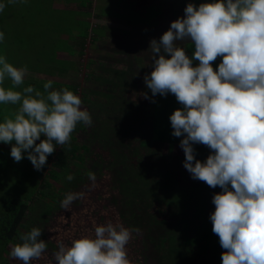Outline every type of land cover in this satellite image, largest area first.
Masks as SVG:
<instances>
[{"label":"clouds","instance_id":"9594fccd","mask_svg":"<svg viewBox=\"0 0 264 264\" xmlns=\"http://www.w3.org/2000/svg\"><path fill=\"white\" fill-rule=\"evenodd\" d=\"M14 2L0 0V10ZM185 40L194 46L190 56L177 43ZM148 49L152 68L144 84L153 97L170 93L180 105L168 120L171 135L180 137L183 167L191 178L221 189L211 196L214 209L208 216L223 249L221 264H264V0H200L196 5L188 0L183 15L171 20L158 39H150ZM218 56L214 69L211 62ZM27 71L0 54V104L17 105L0 119V141L13 142L9 155L14 162L26 156L40 170L54 147L69 141L77 122L91 125L92 118L70 89L49 90L50 79L43 93L31 84L17 90ZM6 78L12 86L3 85ZM194 144L210 149L203 160L195 158ZM86 174L94 187L95 173ZM65 179L71 181L73 173L66 172ZM84 196L68 191L60 207L68 209ZM136 231L119 221L96 224L91 235L67 244L57 241L53 257L56 264H132L126 244ZM45 248L41 229L32 226L19 234L8 256L29 264Z\"/></svg>","mask_w":264,"mask_h":264},{"label":"trees","instance_id":"16d2710c","mask_svg":"<svg viewBox=\"0 0 264 264\" xmlns=\"http://www.w3.org/2000/svg\"><path fill=\"white\" fill-rule=\"evenodd\" d=\"M58 1L62 0H26L24 4L29 3V5H32L36 3L38 11H45L44 3L49 4L52 9H59L55 6ZM65 1L76 4L80 7V9L76 10L83 12V15L77 12L71 14L75 26L71 25L72 27H67L70 28L69 39H74L84 44L81 38H86L91 32L94 38L102 37V39H105L104 42L107 44L108 51L112 50L121 55L120 59L125 62V68H119L121 70L117 69V74L112 75L111 72L110 74H102V80L118 79V82L110 80L114 84V89L109 93L110 100L113 103H116L118 100L124 102L123 90L132 88L133 86L139 87L141 84L139 77L143 73L151 71V52L148 49L150 39H158L162 32L168 28L170 21L178 16L173 10L163 8L161 5L154 6L147 4L146 0L138 1L139 3L142 2L141 7L138 6L136 0H119L121 7L125 8L124 12L119 15L125 23L129 24V27L121 29L115 27H97L91 25L87 20L90 12L82 9L87 3H91L90 0ZM194 1L198 3L200 0H192V2ZM187 2L188 0L182 1L180 5L182 8H180L181 12H183V8ZM30 8L29 11H33ZM20 20L17 22L12 21L10 27L5 20H2L0 23V31L5 26L4 36H6L8 30H10L12 37L9 38V41L16 46L13 54L19 59L13 65H26L30 71H49L52 73L53 71L49 68H45L43 60H46V58L54 60L59 49L71 51L68 43L69 39L63 42L64 48L55 49L53 47L47 51L48 46L45 45L46 39L48 45H52V42L49 40L48 34L44 33L46 32L45 30L41 31V29H38L39 19L34 15L27 18L24 23L28 28L19 25L18 22ZM80 30L84 31L83 35L79 33ZM42 33L47 35L42 38L44 41L42 40L37 48L32 49V45L39 41ZM106 37H108V40H106ZM177 43L185 48L186 54L191 55L194 46L190 41H178ZM34 55L36 56L34 57ZM57 61L64 62L59 58ZM193 63H196V61H193ZM211 63L215 69V60ZM62 69H64L63 66L59 67V70ZM133 74V78L136 77L134 79L131 78ZM55 83L57 84L58 82ZM31 85L37 84L32 82ZM62 86L70 88L74 93L76 91L75 85L69 86L64 84ZM119 88H122V90H119ZM149 92L148 89L147 93L149 94ZM89 100V98L84 96V102ZM179 106L173 94L169 93L164 96L157 94L154 97L151 95L150 99L148 98V103H144V106H138L135 112H128V115L132 117V125L130 123H128L129 125L123 124L118 130L113 128L114 130L107 133L111 137H114L109 146L113 159L105 160V167H108L113 177L119 181L122 190H130L127 193L130 195L126 202H129L130 205L135 202L139 203L141 199L146 198L147 194L144 193V190H147L148 187L156 188L157 185H160L164 188V196L161 200L164 201L163 206H171L176 211H180V214L176 213L179 219L173 222L175 228L166 234H162L155 240L156 252L163 259L159 260L161 264L169 262L194 264L192 263V258L194 253L197 252V249L192 245L194 242L202 244L203 252L206 251L204 254H217L218 256L216 257L220 258L223 251L218 237L211 230L212 223L208 218L209 213L213 209V204L208 199V194L212 195V191L217 190L218 192L221 189L219 186L209 187L198 179H195L194 187L188 186L177 173L171 170L183 168L182 148H180L179 154H171L174 146L179 145L180 137L171 135V126L168 120L169 114ZM5 115L8 114L5 113L0 119ZM83 128V123L77 122L70 134L69 141L63 145L54 147L53 152L47 156L46 162L41 169L31 172L29 175L32 177L31 180L19 178L16 181L13 176L14 172L7 171L8 167L12 164L6 156V148L0 144V264H8L4 258L8 245L17 242L19 234L28 231L32 226H38L41 229V238L46 241L42 225L60 208L59 201L63 197L62 192H66L71 188L78 189L87 182L88 177L86 173L91 169L83 164V160L84 156L86 157V154L88 155L90 152V147L86 143L80 144L75 135L76 132ZM98 137L99 135L95 139L98 140ZM131 140H139L141 143L139 146L143 147L139 150L141 156H138L139 153L136 154L137 152H134V155L129 154L126 146H131ZM164 144L167 146V152L160 151ZM194 149L195 158L201 160L210 151L203 144H194ZM142 152H144V158ZM145 155L147 158H145ZM134 158H137L135 163H131L132 160L130 159ZM21 159L28 160L25 157ZM96 164L102 168L101 163L97 162ZM69 171L73 173L71 181L65 179V174ZM91 171L93 172V170ZM152 171L153 175L157 174L152 176L155 180L149 179L148 173H152ZM35 173L38 174L39 180H33ZM130 174L132 176L131 180L128 178ZM40 177L42 178L40 179ZM48 177L63 180L65 187L61 186L57 190H54L47 180ZM200 207L201 211L199 212ZM32 210H37L39 216L44 219L28 215L27 213L29 211L32 212ZM141 211L142 209L139 212L135 209L134 211L129 209V216L123 211L121 214L126 223L130 222L132 224L131 228L142 226L143 221L148 222L158 219L153 223L154 228L152 231H155L157 224H161V220L165 221L163 215L166 213V208L165 211L157 210V213L141 214ZM158 214L160 218L156 217ZM200 215L204 217L202 219L208 220V222L200 219ZM179 238L182 239L178 242ZM47 245L46 242V247Z\"/></svg>","mask_w":264,"mask_h":264},{"label":"rangeland","instance_id":"374dc122","mask_svg":"<svg viewBox=\"0 0 264 264\" xmlns=\"http://www.w3.org/2000/svg\"><path fill=\"white\" fill-rule=\"evenodd\" d=\"M90 1L91 4L87 3L84 8L90 12V15L87 16V20L91 23V25L97 27L104 26L106 28H118L116 26H119L120 24H115L112 19L106 17L99 18L98 13L101 9L104 11L105 7H99L98 0ZM182 1L183 0H165V2L173 5V7L170 9L173 10L177 16L183 15V12L180 11V5ZM105 2L106 1H102V3ZM193 3L194 5L198 4L196 1ZM55 6L59 9H52L49 4L44 3L45 11H38L36 3L29 5V3L24 4V2H20V0H16V2L12 4L5 3L4 9L0 10V23L2 20H5L8 22V26L10 27L12 21L17 22L20 20V18H22L18 24L22 27L28 28L24 21L31 15H34L39 19L38 29H41V31L45 30L46 32L44 33L48 34V37L50 38L49 40L52 42V45H48L46 39L45 45L48 46L47 51L53 47L55 49L64 48L63 42L69 39L68 34L70 28L67 27L71 25L75 26L74 20L71 18V14L77 12L83 15V12L76 10L80 9V7H78L76 4H71L65 0L56 2ZM29 7H31L33 11H29ZM70 8L74 10H71ZM105 11L108 12L110 10L105 9ZM122 28L127 27L126 25H123ZM4 29H6L5 26L1 28V31L4 32ZM79 33L83 35L84 31L80 30ZM10 34L11 31L8 30L7 35L5 34L6 36H4L3 40H0V54H3L10 63L14 64L19 58L13 54V50L16 49V46L10 43L9 38L12 37ZM92 35L93 34L90 32L86 38H81L84 44L80 43L79 41H75L74 39H69L68 43L71 47V51L67 49H59L54 60H52V58H46V60L44 59L43 61L45 68H49L51 71H53L52 73L49 71L39 72L28 70L25 73L22 84L19 86H14L17 88V90H19V88L34 82L37 84L33 85L34 89H39L43 93L45 90L43 89L42 85L44 81L48 79L54 81V83L50 85L49 90L53 88L57 90L60 88H66L62 86L64 84L69 86L75 85L76 91L74 94H77L81 99L80 107L87 109L92 118V124L86 125L83 123L84 128L76 132L75 135L77 141H79L80 144L86 143L90 147V152L88 155L86 154V157L84 156L83 164L93 170L95 173L96 184L94 187H90L91 182L87 178V182L78 189L71 188L68 190L82 191L85 193V196L83 198L73 200L68 209H63L60 207L53 213L51 218H48L45 221L44 225H42V228L44 230L45 239L48 245L44 249L41 257L30 260L29 264H56L53 253L57 249V241L67 244L74 237L81 235H91L96 224H101L111 220L114 223L119 221L125 226L131 228L132 224L130 222L126 223L124 221L121 214L122 211L129 216V209L133 211L135 209L137 212L142 209L141 214H146L153 212L157 213V210L165 211L166 208V213L163 215L165 221L161 220V224H157L155 231H152L154 228L153 223L158 219L148 222L143 221L142 226L137 227L138 231L132 233L131 239L126 244L127 255L132 261V264H161V261L159 260L162 258L160 254L156 252L157 250L155 248V240L162 234H166L175 228L173 222L179 219L177 214H180V211H176L171 206H163L164 201L161 200L164 196V188L160 185H157L156 188L148 187L147 190H144V193L147 194L146 198L141 199L139 203L135 202L134 204L130 205L129 202H126L130 195L127 193H129L130 190H122L119 181L113 177L109 168L105 167V160L113 159L109 146L111 145L114 137H111L107 133H110L111 130H114L113 128L118 130L121 126H123V124L129 125L128 123H130L132 125V117L128 115V112L137 111L136 108H138V106L140 107V105L144 106V103H148V98L150 99L152 95L151 92H149V94L147 93L148 89L143 81V76L147 72L143 73L139 77V81L141 82L139 87L133 86L132 88L123 90L124 102H120L119 100L116 103L111 102L109 93L112 89H114V84L111 81L118 82V79L102 80V74H110V72L112 75L117 74V69L121 70L125 68L126 64L120 59L121 55L115 53L112 50L108 51L107 44L104 42L105 39H102V37L94 38ZM46 36L47 35H44L43 33L41 34V37L38 36L39 41L32 45V49L37 48L38 44H40L42 40L44 41L42 38ZM106 40H108V37H106ZM35 56L36 55H34V57ZM58 58L62 59L64 62L57 61ZM219 60L220 57L218 56L215 59V67ZM61 66H63L64 69L59 70V67ZM107 69H111L112 71H108ZM134 74L131 76V78H133ZM55 82L58 83L56 84ZM3 85L5 87L12 86L7 78L3 81ZM119 90H122V88H119ZM144 93L148 94V98H145ZM84 96L90 100L84 102ZM16 107L17 105L13 104H0V117L5 113L12 115ZM98 135L99 137L97 140L95 138ZM40 138H42V136L38 139ZM11 143L13 142H0V144L6 148V156L12 164L10 167H8L7 171L14 172L13 176L16 181L19 178L31 180L32 177L29 175L31 172L36 171V169L32 167V164L29 162V160L20 159L18 162L13 161L9 155ZM140 145L141 143L139 140H131V146L127 145L126 148L128 149L129 154L134 155V152H137L136 154L139 153L138 156H141L139 150L143 147H139ZM180 148L181 147L179 145H175L171 154H179ZM160 151L167 152L166 144L162 146ZM81 152L83 151L81 150ZM142 154L144 158V152H142ZM24 157L27 159L26 156ZM145 158H147L146 155ZM136 159L137 158L130 159L132 160L131 163H135ZM97 162L102 164V168L96 164ZM171 170L174 173H177V175L182 180H184L188 186L194 187L195 179L191 178L189 172L184 167L181 169L178 168L177 170ZM148 175L150 177L149 179H154L152 176L157 174L153 175L152 171V173H148ZM41 178L42 177H40V179ZM128 178L129 180L132 179L131 174ZM34 179L39 180L38 174H34L33 180ZM47 180L50 182L54 190H57L61 186L65 187L63 180L52 177H48ZM66 192H62V194L64 195ZM214 192H217V190L212 191V194ZM208 196V199L211 201L212 195L208 194ZM200 211L201 207L199 209V212ZM27 214L38 219H44L43 217L41 218V216H39L37 210H32V212L29 211ZM156 217H159V214L156 215ZM126 218L129 219L127 216ZM199 218L202 219L204 217L200 215ZM204 221L208 222V220ZM180 239L182 238H179L178 242ZM11 245L12 243L8 245L4 258L8 264H22V261L8 256V250ZM192 245L197 249V252L193 255L192 263L221 264V255L219 258L216 257L218 256L217 254H204L206 251L203 252L202 244L199 242H194ZM165 264L176 263L169 262Z\"/></svg>","mask_w":264,"mask_h":264},{"label":"crops","instance_id":"0c3cea01","mask_svg":"<svg viewBox=\"0 0 264 264\" xmlns=\"http://www.w3.org/2000/svg\"><path fill=\"white\" fill-rule=\"evenodd\" d=\"M98 1H99V7H102V6L105 7L103 13H102V9L99 12L100 14L98 13L99 18L106 17V18L112 19L115 22V24L116 23L118 25L120 24L119 26H116L120 29L123 27V25H126L127 28L129 27V24L127 22L125 23L123 21V18L119 15L123 13L125 9L121 7V5L119 4V0L117 1L116 0H98ZM102 1H106V2L102 3ZM136 1L138 3V6L141 7L142 2L139 3L138 2L139 0H136ZM146 2L147 4L154 5V6L161 5L163 6V8H166L168 10L172 7V5L170 3L165 2V0H146ZM82 9L85 10L84 6ZM105 9L110 10V11L106 12ZM108 28H113V27H108Z\"/></svg>","mask_w":264,"mask_h":264}]
</instances>
